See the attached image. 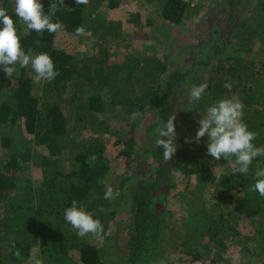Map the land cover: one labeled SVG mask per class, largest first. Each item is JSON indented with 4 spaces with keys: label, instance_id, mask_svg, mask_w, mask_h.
<instances>
[{
    "label": "trees",
    "instance_id": "16d2710c",
    "mask_svg": "<svg viewBox=\"0 0 264 264\" xmlns=\"http://www.w3.org/2000/svg\"><path fill=\"white\" fill-rule=\"evenodd\" d=\"M146 1L157 2V10L147 18L137 10L131 12L133 27L127 33L120 20H108L101 8L118 9L132 0H89L86 6L76 0H40L45 14L51 4L58 7L52 19L63 27L50 33L29 30L15 15V0H0V7L16 21L25 52L47 53L59 73L51 82L34 83L30 65H17L12 78L0 65V264H25L34 255L43 264H159L169 243L186 256L179 264H202L201 256L212 252L215 256L210 264H232L224 253L226 240L239 241L244 236L257 246L245 245L243 250L253 262L264 264V197L249 191L258 179L256 172L264 169V155L253 160L246 175L222 157L215 162L216 167L225 165L218 177L208 164L212 156L198 162L192 159L195 154L180 147L184 142L175 143L177 151L168 162L162 147L145 143L141 157L151 161V172L130 187L132 178L112 166L104 139L98 133L92 138L83 135L97 126L117 135L119 144L120 135L136 123L131 120L133 114L141 111L155 113L156 121L148 131L153 141L160 125L172 115H176V133L188 131L195 136L210 106L234 98L244 105L242 121L258 133L253 143L264 149V0H241V14H237L239 0H226L225 11L213 14V20L221 23H208L206 46L210 50L202 46L195 57L180 58L172 70L166 54L162 58L130 55L119 61L106 45L108 36L118 40L117 45L134 39L133 34L156 24L155 18L165 40L170 41L172 29L202 13V3L193 0ZM210 11L208 7L206 15ZM80 26L85 34L96 37L100 47L97 54L83 59L56 43L59 33L75 35ZM142 35L149 39L147 32ZM200 83L208 84L202 100L189 107L181 105L184 90ZM113 122L119 130L111 129ZM201 141L195 142L202 149L199 152L207 150V136ZM169 166L188 176L198 173L202 192L204 184L218 182L217 200L210 207L194 210L191 227L183 230H174L170 223L171 187L161 183ZM34 170L41 175L37 181ZM102 180L113 188L114 200L104 199ZM73 200L102 222L104 233L98 246L99 238L91 234L81 238L66 222L64 212ZM123 213L129 217V233L122 249L110 227ZM242 217L255 226L253 234L242 235ZM208 238L210 243H206Z\"/></svg>",
    "mask_w": 264,
    "mask_h": 264
},
{
    "label": "rangeland",
    "instance_id": "374dc122",
    "mask_svg": "<svg viewBox=\"0 0 264 264\" xmlns=\"http://www.w3.org/2000/svg\"><path fill=\"white\" fill-rule=\"evenodd\" d=\"M202 3V13L200 16L196 17L192 21H185L182 25L177 28L172 29L170 33V41H166L165 37L158 27L157 18L154 19L156 24L149 25L144 27V29L140 30V33L133 34V38H126L121 42L120 45H117L118 40H114L111 36H108V41L106 43L107 46L112 50V54L117 60L123 61L130 55L133 56H158L160 58L163 57V54H166L169 58H167V62L169 64L170 70L178 67L180 58H189L195 57L205 46L206 50H210V46H206V40L208 38V23L211 24H220L221 21L213 20L214 12H224L226 0H193V3ZM157 2H147L146 0H132L131 4L122 6L118 9H108L106 6H102V15L105 16L108 20L122 22V27L127 33H131L133 24L130 21L131 12L139 11L143 14L144 18H147L149 15H152L155 10H157ZM242 2L239 0V5L237 7V14H241L243 12V7L241 6ZM209 9L210 13L208 11ZM207 8V9H206ZM153 16V15H152ZM209 19V21H208ZM142 31L147 32L149 35V39H142ZM56 43L60 46H64L67 48L75 57L83 59L84 56L87 55H95L98 53V46L96 37L89 33L84 34L81 37L77 35L64 34L59 33L58 39ZM207 73H211L208 72ZM204 74H206L204 72ZM203 81V80H202ZM192 88V87H191ZM191 88H187L181 95V105L190 106L191 103L188 102V92ZM114 110V109H113ZM109 108L107 110L109 114ZM115 111L111 113L110 121H113ZM154 112H148L146 114L141 111L135 112L131 118L133 120L134 126L130 127L128 131L123 132L120 136L122 138L121 143L117 144V135H112L109 132L101 129V127L92 126L83 131V135L89 137H95L94 135L98 133L100 137L104 139L105 146L107 148V155L110 159L112 166L121 172L123 175L127 174L132 179L129 183V186L132 187L135 184L141 182L144 175H148L151 172V161L146 158L141 157L142 146L145 143H148L150 146L153 144V136L148 132L151 125L156 121ZM102 119V116L99 117V120ZM111 129H118L117 123H110ZM101 131V132H100ZM119 132V131H117ZM195 136L193 133H189L188 131H178L176 133L175 143L184 142V145L180 147H186L188 152H190L195 160L198 162L204 161L205 158H209L207 154V150H202L198 145L195 147ZM202 142V141H201ZM203 144V143H202ZM135 147L133 150L132 147ZM191 155V156H192ZM206 161V160H205ZM209 167L213 172L220 177L221 174L225 172V165L220 164L216 167L215 162L217 160L212 157L208 159ZM207 162V161H206ZM65 169H69V163L67 159L62 161ZM214 163V164H213ZM186 164V163H185ZM168 171L166 175L162 178L161 183L163 186H170L169 189V219L170 223L173 226L174 230L177 229L183 230L185 227H191L192 220L194 214V210L198 209L201 206L210 207L217 200L216 199V187L218 182L215 183H206L204 184L205 190L202 192L199 188V182L197 181L199 174H192L188 176L187 174H183L173 169L171 166L168 167ZM38 170L33 171V178L35 180H39L40 174L37 172ZM147 173V174H146ZM129 217L125 213L119 214L115 223H113L110 227V233H112L116 239V244L122 249L125 247L128 239V231L127 228ZM239 227L242 235L244 234H253L255 231V226L245 217L239 219ZM175 232L173 231V234ZM103 237L99 238L96 242L98 246L102 241ZM245 240V241H244ZM226 256H230L232 258V264H256L253 262L252 257H250L249 253L246 250H243L245 245H250L253 247L257 246L256 242L249 241L245 239V236L242 240L238 239H230L226 240ZM206 243H210L209 238L206 240ZM254 243V245H253ZM214 252L216 248L213 247ZM75 258L78 255L73 254ZM215 256L212 252L210 254L204 253L200 258L203 261L202 264H210V260ZM184 256L182 253L175 252V249L169 245L165 247V252L159 261V264H179L180 259ZM36 260H40L36 258V255L33 256L31 260H29L25 264H35ZM43 264V263H42Z\"/></svg>",
    "mask_w": 264,
    "mask_h": 264
},
{
    "label": "clouds",
    "instance_id": "9594fccd",
    "mask_svg": "<svg viewBox=\"0 0 264 264\" xmlns=\"http://www.w3.org/2000/svg\"><path fill=\"white\" fill-rule=\"evenodd\" d=\"M78 5H87L89 0H76ZM58 11L57 4L49 7L48 14H45L44 5L40 0H15V15L22 20L29 30L36 32L48 31L59 32L63 25L60 22H53V17ZM0 65L9 78L14 77L17 65L21 68L31 66L35 73L34 83L40 81H53L59 73L55 64L47 53L34 54L32 49L27 52L23 49L20 36L16 28V21L10 16L4 7H0ZM85 34L84 27H77L75 35ZM208 88L207 83H200L193 86L188 92L189 103H199ZM244 105L238 99H221L207 109L206 115L199 120V127L195 135V142L199 143L205 136L208 138L207 154L216 160H224L238 166L242 175L248 174L253 160L264 155V149L258 148L253 143L258 133L250 131L246 123L242 121ZM176 115L170 116L158 128V138L154 146L163 149L162 155L165 162L172 159L177 151L176 140ZM233 157L235 160L233 161ZM257 180L249 188V191L258 192L264 197V169L256 172ZM105 186L104 199L114 200L113 188L107 180H102ZM101 211H104L102 208ZM64 218L74 229L79 237L83 238L89 234L101 238L104 227L99 219L93 218L83 208L79 207L75 200L71 207L64 212ZM19 257V251L16 252ZM35 264H42L36 260Z\"/></svg>",
    "mask_w": 264,
    "mask_h": 264
}]
</instances>
